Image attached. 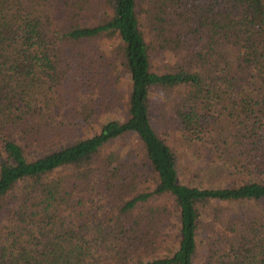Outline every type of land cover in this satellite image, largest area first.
<instances>
[{"label": "trees", "instance_id": "trees-1", "mask_svg": "<svg viewBox=\"0 0 264 264\" xmlns=\"http://www.w3.org/2000/svg\"><path fill=\"white\" fill-rule=\"evenodd\" d=\"M263 118L264 0H0V264H264Z\"/></svg>", "mask_w": 264, "mask_h": 264}, {"label": "rangeland", "instance_id": "rangeland-1", "mask_svg": "<svg viewBox=\"0 0 264 264\" xmlns=\"http://www.w3.org/2000/svg\"><path fill=\"white\" fill-rule=\"evenodd\" d=\"M111 43H113L112 40L109 41L107 39H102V40L98 41L97 45H101L103 48H108V45ZM154 57H156L154 59L155 69L161 70L170 63V61L167 57H164V56H154ZM119 88L125 97V95L127 94V91H128V82H127L126 75L123 73H121V76H120ZM122 113H123V107L120 106V109H117V110H114V111H111L107 114L102 115L100 123H103L105 121V119H108V118L122 119ZM263 121H264V118H263ZM86 123H88L87 126H89L90 120H87ZM226 126H227V120L224 118H220V121L218 122L217 127H219L218 130L220 131V134H218V137L221 141H229L230 139H232V134L228 131ZM217 127H216V129H217ZM224 128H226V130ZM191 160H192V158L190 157L189 153H185L184 163H187ZM194 164H195V162H193V165ZM208 173H210V171H208V172L202 171V170L200 171V174H208ZM189 179L192 180L193 177L189 176L188 172L185 174H184V172L181 173L182 182L187 183L189 181ZM195 181H197V180H195ZM241 207H242V205L233 204V205L223 206V208H225V209H223V208L222 209L224 211H227L228 213H232L233 211H236V210L240 209Z\"/></svg>", "mask_w": 264, "mask_h": 264}]
</instances>
